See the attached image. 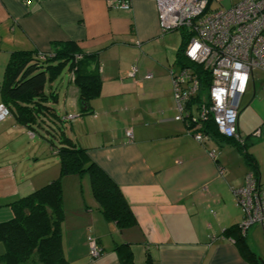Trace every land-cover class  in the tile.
Listing matches in <instances>:
<instances>
[{"label":"crops","instance_id":"0c3cea01","mask_svg":"<svg viewBox=\"0 0 264 264\" xmlns=\"http://www.w3.org/2000/svg\"><path fill=\"white\" fill-rule=\"evenodd\" d=\"M109 1L125 0H0V81L13 53L50 52L53 44L74 42L82 54L97 56L89 72L100 77L101 92L86 114L69 73L47 92L57 96L59 116H73L65 136L117 185L135 223L119 230L107 222L86 175L62 177L67 264H121L117 247L131 253L133 264L147 258L152 264H250L223 235L242 220L233 190L243 185L249 166L234 140L198 142L184 122L174 120L170 62L154 0H127L129 10L111 8ZM238 133L264 183V71L253 72L241 99ZM26 139L28 130L14 117L0 122V224L13 219L10 203L59 177L51 150L55 157L42 159L38 175L27 174L34 148ZM40 157L33 154L35 165ZM262 236L253 226L246 241L264 262ZM89 238L102 250L100 257L90 258Z\"/></svg>","mask_w":264,"mask_h":264},{"label":"trees","instance_id":"16d2710c","mask_svg":"<svg viewBox=\"0 0 264 264\" xmlns=\"http://www.w3.org/2000/svg\"><path fill=\"white\" fill-rule=\"evenodd\" d=\"M188 39L186 32H182V43L175 61L180 66H187L183 50ZM93 64H97V56L82 54L74 42L53 44L50 52L13 53L9 57L0 81L1 104L17 124L28 130V134L33 137L38 135L50 146L59 160V177L9 204L13 219L0 224V242L4 245L0 264H67L61 242L64 220L61 178L64 176L86 175L99 212L119 230L132 227L135 223L117 185L89 159L86 150L76 147L65 136V123L61 119L67 114H57L54 108L57 96L47 92V86L67 71L70 82L78 91L81 114H86L88 109L83 111L82 106H88L101 92L100 77L89 72ZM198 70L201 71L198 72L201 89L206 90L209 86L208 74L201 67ZM198 100L199 96L193 103ZM39 131L57 144L41 136ZM201 132L207 137L224 138L212 121L204 123ZM235 145L249 166V172L258 177L255 160L245 143ZM223 235L235 242L250 264H264L250 249L246 233L241 232L239 225L226 230ZM116 251L121 264H133L131 253L124 247H117ZM146 264H152L150 258H147Z\"/></svg>","mask_w":264,"mask_h":264},{"label":"built area","instance_id":"2783aa9c","mask_svg":"<svg viewBox=\"0 0 264 264\" xmlns=\"http://www.w3.org/2000/svg\"><path fill=\"white\" fill-rule=\"evenodd\" d=\"M154 2L162 34L183 30L189 36L183 50L187 66L175 64L169 70L178 111L174 120L184 122L188 134L198 142L207 138L201 132L202 125L212 121L221 136L244 145L238 133V115L253 72L264 71V0H242L227 9L213 11L208 0ZM109 6L130 9L127 0L109 1ZM198 67L208 74L206 90L201 89ZM136 72L132 67L129 75L133 77ZM144 79H151V74ZM198 96L199 100L193 103ZM9 116L8 109L0 104V122ZM72 118L66 115L61 122L67 123ZM253 135L258 136L259 132ZM125 136L131 140L132 132L126 131ZM233 195L242 213L241 232L247 233L253 226L264 231V183L260 178L248 172ZM88 251L91 259L102 254L91 238Z\"/></svg>","mask_w":264,"mask_h":264},{"label":"rangeland","instance_id":"374dc122","mask_svg":"<svg viewBox=\"0 0 264 264\" xmlns=\"http://www.w3.org/2000/svg\"><path fill=\"white\" fill-rule=\"evenodd\" d=\"M242 0H211L210 2V10H220V9H227L229 7H231L233 4L240 2ZM182 32H184L183 30H177V31H173V32H169V33H165V58L167 61L170 62V69L175 68L174 67V60H175V54L177 52V50L179 49V47L181 46L182 43ZM169 69V70H170ZM67 75V72L64 71L62 73V77H65ZM58 106H60V104H55L54 108L57 112V114L59 115V109ZM68 123L65 125V129L67 130L70 126V124L68 125ZM68 131V130H67ZM41 136H46V134L42 131H39ZM47 139H51L49 136H46ZM54 141V140H53ZM55 142V141H54ZM55 144H57L55 142ZM26 145H30L34 148V150L32 151V153L30 154L29 157H33V154L36 152H40L42 153V158L40 157V161H38L37 165L35 161H32L31 158H29V160L26 161V166H27V174L32 177L34 175H38V173L40 172V170L42 168H40V165L42 164V159L44 160H49L55 156L52 155V153L50 152L49 149V145L42 140V138H40L38 135H36L35 137L31 138V139H26ZM41 155V154H40ZM58 158V157H57ZM43 160V161H44ZM59 162V160H58ZM46 164V162H45ZM49 166H51V163H48V165H45L46 168H48ZM44 168V165L42 166ZM262 242H264V236H262Z\"/></svg>","mask_w":264,"mask_h":264},{"label":"water","instance_id":"95a60500","mask_svg":"<svg viewBox=\"0 0 264 264\" xmlns=\"http://www.w3.org/2000/svg\"><path fill=\"white\" fill-rule=\"evenodd\" d=\"M88 109V106H82V110L86 111Z\"/></svg>","mask_w":264,"mask_h":264}]
</instances>
